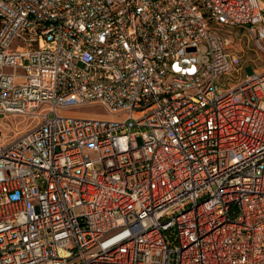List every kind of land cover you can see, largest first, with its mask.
<instances>
[{
  "label": "built area",
  "instance_id": "obj_1",
  "mask_svg": "<svg viewBox=\"0 0 264 264\" xmlns=\"http://www.w3.org/2000/svg\"><path fill=\"white\" fill-rule=\"evenodd\" d=\"M234 28L264 59V0H0V119L33 122L0 124V264H264V66Z\"/></svg>",
  "mask_w": 264,
  "mask_h": 264
},
{
  "label": "rangeland",
  "instance_id": "obj_2",
  "mask_svg": "<svg viewBox=\"0 0 264 264\" xmlns=\"http://www.w3.org/2000/svg\"><path fill=\"white\" fill-rule=\"evenodd\" d=\"M231 32H233V38L238 43L239 49L242 51L243 59L246 60L247 66H254L256 68H260L264 66V59H258L255 61V59L258 57V55L254 52V44L252 42V39L248 36V34L242 30V29H231ZM20 41H16L12 49H19L20 48ZM42 44L44 42L42 41ZM7 72L14 71L13 68H6ZM19 73H23V69H18ZM247 69L244 70V73L241 75V79L243 80ZM231 78V77H230ZM224 82V79H220L218 83ZM233 84V81L230 79L225 83V88L231 87ZM60 114L65 116H78L83 118H101V119H109L110 116L108 115L105 108L101 105H89V106H82V107H74V108H68L60 110ZM0 124L2 131L5 135V137L11 138L19 131L24 130L28 127L29 124H33L31 118L23 117V116H11L9 118H3L0 119ZM92 156L95 158L97 157V154L95 152H92Z\"/></svg>",
  "mask_w": 264,
  "mask_h": 264
}]
</instances>
